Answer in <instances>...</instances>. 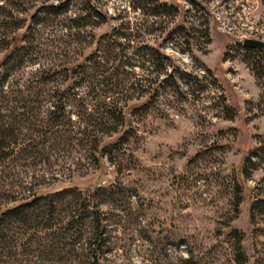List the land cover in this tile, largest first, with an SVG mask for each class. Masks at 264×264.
Here are the masks:
<instances>
[{"label":"rangeland","instance_id":"1","mask_svg":"<svg viewBox=\"0 0 264 264\" xmlns=\"http://www.w3.org/2000/svg\"><path fill=\"white\" fill-rule=\"evenodd\" d=\"M244 38L264 0H0V264H264Z\"/></svg>","mask_w":264,"mask_h":264},{"label":"trees","instance_id":"2","mask_svg":"<svg viewBox=\"0 0 264 264\" xmlns=\"http://www.w3.org/2000/svg\"><path fill=\"white\" fill-rule=\"evenodd\" d=\"M64 10L65 9H63L62 11ZM246 49H252V48H246ZM7 56L8 55H6L5 58ZM52 110L53 111L50 112L51 114L54 113V111L61 112L62 108L58 106L57 107L54 106ZM3 117L5 116L0 113V160L7 157L12 152L14 146L16 145V139L11 137V130L10 131L8 130L7 121H5ZM259 138H260V142H264V135ZM251 153H252V150L248 152L249 156L251 155ZM23 206L24 205L12 206V207L7 208L3 212H0V224L3 220V217L13 216L14 218H16V216H19V213H20L19 209ZM67 225H69V222H67ZM237 246L240 248L239 242H237Z\"/></svg>","mask_w":264,"mask_h":264},{"label":"water","instance_id":"3","mask_svg":"<svg viewBox=\"0 0 264 264\" xmlns=\"http://www.w3.org/2000/svg\"><path fill=\"white\" fill-rule=\"evenodd\" d=\"M241 45L245 48L264 49V42L253 38L242 39Z\"/></svg>","mask_w":264,"mask_h":264}]
</instances>
